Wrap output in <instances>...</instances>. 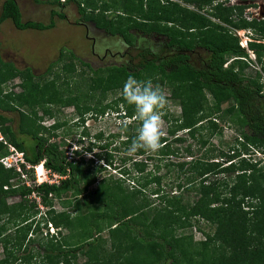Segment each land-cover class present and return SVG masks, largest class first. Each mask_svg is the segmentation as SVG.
Segmentation results:
<instances>
[{"label": "trees", "instance_id": "1", "mask_svg": "<svg viewBox=\"0 0 264 264\" xmlns=\"http://www.w3.org/2000/svg\"><path fill=\"white\" fill-rule=\"evenodd\" d=\"M2 1L0 23L11 20L18 30L34 29L39 31L50 30L55 25L53 21L48 24L23 22L22 14L16 2L14 0ZM97 1L103 3V5H97ZM75 2L83 19L92 21L97 28L110 35H118L127 45L136 42V35L131 33L136 31L140 34H154L164 38L165 45L175 51L172 55L154 58L148 50H140L135 58L136 63L131 62L129 59L119 67H112L108 72L109 75L105 77L96 76V79H92V86H102L105 89L103 92H106L108 89L116 88L118 85L121 86L119 82L121 80L122 82L126 81L129 75L134 76L136 79L147 78L152 81L159 79L169 86L172 85L174 87L172 90L173 96L181 103L183 119L175 127L176 130L169 131L170 134L184 129L191 132L197 124L198 119L196 116L201 111H204V117H211L212 108L208 106L207 101L203 98V91L210 92L218 101L231 99L234 101L232 109L235 110L238 116L241 128L240 138L243 140L241 145L244 152L249 147L251 150L264 153V84L262 83L261 73L256 72L251 77L243 74L247 68L246 58L248 52L227 28L210 22L198 12L182 8L174 3L169 4L168 0H109V2H105V0H75ZM65 3L67 2H57L58 5ZM188 3L200 10L214 4L211 7L214 11H217L214 17L221 23L235 29H251L254 31L257 29L259 35L264 36V20L243 19L242 12L244 8L242 6L224 7L223 2H220V0H188ZM94 10L103 13L109 10L116 12L108 20V18L102 17L103 14L100 15L101 17L94 16L92 14ZM233 13L237 14L236 20L233 19ZM57 17L64 18L62 14ZM247 47L254 54L257 61L261 63V72L264 74V64L261 62V58L264 56V44L249 41ZM196 49H203L208 54L205 63L195 65L190 62V53ZM227 55L239 57V59H235L234 62H230L225 67ZM72 66V64H69L65 68L71 71V68H74ZM86 66L92 74L96 75L98 73V70L91 69L88 64ZM1 69L4 71V68ZM1 69L0 73L3 72ZM11 69L6 70L5 75L0 76V87L11 78L20 75L22 78V92L6 94V98L16 101L17 106L2 107L3 101L0 99V112H9L11 109L19 112V106L25 104L32 106L33 109L41 105L43 112L51 115V110L47 107L57 103L62 106L74 105L82 116L81 118L87 114H90L93 118L103 116L108 113L107 110L116 109L120 105L124 107L127 115H135L134 106L126 105L123 96L114 102L116 107H110V103L103 107L98 104L95 107H90L86 99L81 98L78 100L77 97L69 103L68 99L58 98L60 89H56L53 80L40 86L39 83L34 81L29 69L25 70L26 73ZM31 89L36 94V96L33 95L34 98ZM1 92L2 89L0 88V94ZM82 93L81 91L80 94ZM33 111V116L19 112L20 124L23 123L21 132L26 130L24 135L30 136L33 141L31 150L26 148L24 143L18 139L19 136L11 125H7L11 122V119L0 114L2 135L7 142L12 143L24 153V158L28 163L35 165L39 161L45 160L44 167L58 173L64 179L58 185L41 184L27 187L19 183L20 174L14 169H6L0 164V220L3 216H7L9 220L21 219V224L25 223L20 228L23 231L21 239L17 238L16 235H5V228L2 225L0 226V243H2L4 249V257L0 259V264H15L17 261H20L21 264H78L79 255L88 257L84 262L85 264H105L100 263L96 258L97 244L92 242L93 237L83 228L81 231L79 230L80 235L78 234L75 243L67 242L66 238L63 242H60V239H57L60 237V233H58L57 238L49 236L45 246L39 242V249L34 253L30 249H26V246L22 248L28 233L35 232V228L32 229V220L28 218V215L22 214L21 210L25 208L35 209V203L28 200L27 196L31 195L32 192H37L42 196V204L48 208L46 216L42 217L45 224L49 222L56 228L69 227L73 229L76 226L79 227L78 221H73V218L67 212H54L51 199L54 196L59 197L62 192L70 190L73 197L82 195L86 191V188L80 186L79 177L81 178L82 175L76 165L77 163L63 161L64 155L58 150L57 145L53 144L45 148L47 142L46 138L43 137L45 128L40 124H37L39 126L35 125V122L40 123V118H36V113ZM65 122L56 119L51 128L54 132L51 133L66 127L67 122ZM211 124L212 128L218 129L214 122H211ZM75 126L77 125L75 124ZM128 128L130 126H124L122 128L123 133L120 132L111 136L121 137L125 135ZM65 132L69 134L71 129H68L67 126ZM125 140L126 142L123 144L126 143L127 146L132 144L133 135ZM206 143L207 141L203 142V144ZM166 145V140L161 138V148ZM166 148L170 150L168 147ZM167 151L164 153H167ZM185 151L190 155L192 154L189 148ZM177 152L176 150H170L164 156L168 159L170 156L177 155ZM212 153L213 151L208 149L207 155L210 158ZM231 153L229 155L225 154L227 160L224 162L213 161V158H211L204 166L196 167L199 171L197 175L202 177V180L199 186L201 187L199 188L200 197L195 202L183 204L181 195H172L169 198H166L164 194L159 196V199L165 200L163 201L165 202L164 206L161 210H156L152 216L155 225L157 227L162 226L165 232L160 235L161 242L151 241V244L157 246L159 250L157 251L156 260L150 264H166L168 260H170L169 264H180L174 256V249L176 246L179 248L184 247L187 245L185 240H191V238L179 239L174 237L171 228L174 225H178L179 228L183 227L191 217H199L214 228L213 232L206 233L205 240L200 242V245H203L206 251L210 250L213 253L211 255H214L216 253H214L216 243L218 244L217 248H220L223 252L231 250V254L220 253L219 255L209 256L211 262H209L210 259L208 260L207 252L199 254L202 256L204 264H208V262L209 264H233V260H235V264H264V171L257 168L258 162H251L243 157L236 159L240 156L237 149ZM8 154L7 148L0 142V158ZM221 155L223 154L221 153ZM234 159L236 161H233ZM140 170L142 169L138 166L137 171ZM127 172L128 170L121 172V174ZM27 174L32 178L30 170L27 171ZM222 174H227L230 178L228 180L224 179V181L217 178V175ZM127 176L129 177V174ZM158 179L155 178V181H158ZM118 191L123 192L120 188H118ZM140 191L142 190L138 189L133 194L130 193V196L119 197L115 192L107 193L102 187H97L87 194L84 205L87 207L94 204L102 205L106 210L96 214V216L92 215L94 220H106L110 223V226H115L113 229L123 228L128 230L129 233L136 234L135 231L139 230V238L142 242L143 237L141 234L147 238L151 237L148 229L145 231L144 227L146 228L147 225L143 222L144 218L148 219L149 217L144 211L151 204L148 203L145 196L143 198L137 197L138 194L142 193ZM49 195L52 198H49ZM10 196H17L20 201L8 205L6 200ZM130 198L136 199V204H126V201ZM143 200L144 202H142ZM69 203L66 202L63 205H70ZM79 207V204H75L77 211L80 210ZM138 215L141 216L142 221L138 224V229H134ZM89 222L90 225L94 224L92 219ZM111 232L114 231L111 230ZM29 241L33 240L29 239ZM211 245L213 247L210 248ZM10 248L15 250L12 251ZM140 250L137 248L135 252L139 253ZM21 251L22 255L16 254ZM130 259L134 263L127 260V264L142 263L133 255L130 256ZM108 264L120 263L110 262Z\"/></svg>", "mask_w": 264, "mask_h": 264}, {"label": "rangeland", "instance_id": "2", "mask_svg": "<svg viewBox=\"0 0 264 264\" xmlns=\"http://www.w3.org/2000/svg\"><path fill=\"white\" fill-rule=\"evenodd\" d=\"M21 8L22 21H34L48 24L50 21L55 22V25L50 30L37 31L31 30H17L12 24L11 20H6L0 23V76L5 75V71L17 70L25 72L29 69L34 81L39 83L40 86L45 82H50L53 80L55 82L56 89H60L58 98L68 99L69 103L77 97L78 100L81 98L86 99L90 104V107H95L98 104L100 107L107 106L110 103V107H116V100L120 99L122 94L123 85L125 83L122 80L119 82L121 86L113 89H108L106 92L104 88L98 86H92V79L97 77H105L109 75L110 69L112 67H119L123 65L126 61L130 59L131 62L136 63V56L140 50H148L152 53L154 58H162L175 53L173 48H168L165 45L164 38L156 36L154 34H140L136 31H132L133 35H136V42L131 45H127L118 35H110L102 29H98L94 23L85 22L78 12V6L74 1H68V5L64 7H57V2L62 3V0H16ZM152 1V0H151ZM164 1V0H163ZM2 0L0 1V13L2 7ZM109 2V0H105ZM169 4L174 3L182 8H188L191 11L198 12L202 14L205 18L210 20L214 24H219L224 26L232 32V34L238 39V42L242 47L246 48V43L249 41L262 42L264 41V36L259 35L257 29H235L231 26L221 23L215 16L217 11H214L211 6H206L202 10L196 9L192 4L188 3V0H168ZM223 2L224 7L231 6H242V18L245 20H261L264 19V0H220ZM97 5L102 6L103 3L97 1ZM165 3V2H164ZM168 5L167 3H165ZM102 8V7H101ZM104 9V8H103ZM105 10V9H104ZM58 11L65 15V18L60 19L57 16H53L52 12ZM54 12V13H55ZM114 10H109L106 13L102 11H93V15L97 17H104L105 19L111 18L115 15ZM233 19H237V14L233 13ZM101 22H103L101 20ZM81 23V24H80ZM89 31V37H86V32ZM95 38L96 43L93 40ZM102 43L103 49L100 54H93L92 45H97ZM246 45V46H245ZM66 51V52H65ZM72 51L77 56L74 58L68 52ZM62 52V57L59 54ZM248 57L246 58L247 68L244 70V75L251 77L255 75L256 72L261 73L262 83L264 84V74L261 72V63L257 61L254 54L248 52ZM190 62L199 65L205 63L208 58V54L203 49H196L194 52L190 53ZM235 59L239 57L226 56L227 63L225 67L234 62ZM84 62L82 63L81 62ZM261 62L264 64V56L261 58ZM72 64L74 68L68 71L65 66ZM88 64L91 69L98 70V73L92 74L90 69L86 66ZM14 73V72H11ZM26 73V72H25ZM11 78L8 82L1 85L2 92L0 94V99L3 101L2 107H13L17 106L16 101H11L10 98H6V94L14 93L18 94L22 92V78L20 75ZM3 78V77H2ZM140 81H147V78L137 79ZM152 81V80H151ZM153 86H159L167 97V104L161 112L162 120L164 121L163 136L162 138L166 140L167 145L156 152L146 151L144 149H137L135 152H130L128 146L123 144L126 142V138L133 135L135 138L138 129L140 128V122L134 121L130 128L126 130L125 135L111 136L109 134H116L120 129L117 123L112 119L110 114L109 119L104 117L103 119H98V121H88V128L85 132H82L81 128H76L75 124L71 120L76 121L78 118L82 117L77 108L72 105H60L53 104L48 106L51 115L45 114L41 105L32 108L29 105H20V111L23 114H28L30 116L33 112L36 113V118H40V121L44 123L43 126H48L56 119L61 122L66 121L68 129H71V133L67 134V125L64 128L59 129L56 133H51L53 135L50 142L58 145L59 151L71 152L70 157L72 161L77 162V166L81 171V178L79 177L80 186L86 188L84 194L77 197H73V193L70 191L62 192L59 197L54 196L51 199L52 210L56 213L67 212L73 218V221H78L79 227L70 229L69 227L60 228V237H54L60 239V242L66 238L67 242H73L77 240L79 230L82 228L87 231V233L92 236V242L97 244L96 258L100 263H120L127 264V260H130V256H135L140 264H150L156 260L157 251L159 248L151 244V241L161 242L160 235L165 232L162 226L157 227L153 221V216L156 210H161L164 206L163 201L159 199V196H164L169 198L174 195H181L182 203L187 202L193 203L199 199V187L202 177L198 176L199 172L197 168L202 167L209 162V159L213 158V161L224 162L227 160V155L232 154L231 152L237 149L240 156L239 158H245L254 162V160L259 161L261 157H264L262 151L260 153L251 154V148L247 147L244 152L239 141L240 137V126L238 121V116L235 110L232 109L234 101L231 99H225L218 101L215 97L208 91H203L204 99L207 101L208 106L212 108L211 117H204V111L196 116L197 124L194 126L191 132H186V130H178L173 133L171 130H176L175 127L183 119V112L181 103L178 99L173 96L172 90L173 86L165 84V82L156 79L152 81ZM94 84V83H93ZM177 84V83H175ZM59 86V87H57ZM30 88L32 86H29ZM83 92L80 94V92ZM32 96H36L33 89ZM31 96V97H32ZM33 96V98H34ZM125 100V99H124ZM126 105H129L125 101ZM122 106V105H121ZM123 107V106H122ZM124 108V107H123ZM113 109V108H112ZM109 109L106 112L114 111V109ZM19 112L15 109L6 112L2 111L0 114L10 118L11 122L7 125H11L13 130L18 134L20 141L24 143L25 147L31 150L33 146V141L30 136L24 135L21 132L20 116ZM38 121V120H37ZM114 122V123H113ZM211 122H214L218 129L212 128ZM39 124L35 122V125ZM39 126V125H37ZM81 131V132H80ZM99 131L104 132V134L97 135L95 141L97 145L92 146L89 143V139L94 133ZM22 133V134H21ZM175 135L177 138H175ZM178 139V140H177ZM177 140V141H176ZM99 141V143H98ZM203 144V142H206ZM9 143V142H8ZM13 145L12 143H10ZM14 146V145H13ZM176 150L177 155L167 157L170 150ZM189 148L192 154H188L185 150ZM78 149L84 150L89 155L80 156ZM212 150V157L207 155V151ZM18 150V149H17ZM168 150V151H167ZM20 151V150H18ZM167 153H164L166 152ZM221 153L223 155H221ZM227 154V155H225ZM64 156L66 154L64 153ZM94 157L95 160L91 158ZM92 160V162L87 160ZM234 159L233 161H236ZM98 161V164L96 163ZM238 162V161H237ZM96 163V164H95ZM104 164L110 163L112 170L104 168ZM257 168H261L264 171V162H259ZM169 165V166H168ZM178 165V167H177ZM116 169H114V167ZM138 166L142 169L137 171ZM157 166V167H156ZM197 167V168H196ZM101 168V169H99ZM126 174L121 175V172ZM44 171V170H43ZM46 171V170H45ZM44 171V172H45ZM129 174V177L127 176ZM155 178H159L155 181ZM217 178L224 181L228 180L230 177L227 174L217 175ZM36 179V177H32ZM20 180V179H19ZM14 182V181H13ZM22 185V181L19 182ZM87 185V186H86ZM97 187H102L105 192H115L117 196H130L134 191L141 189V194L137 197L143 198L150 203V207L145 209L144 212L148 214V219L144 218V224L147 225L145 229L150 232V238L141 234L143 241H140L139 230H136V234L130 232L126 229H113L115 226H110V223L106 220L97 219L94 220L92 215L102 213L106 210L102 205H91L87 207L84 205V199L90 191L95 190ZM117 188V189H116ZM118 188L122 189L123 192L120 193ZM158 192L157 194H155ZM131 194V195H132ZM158 196V197H157ZM161 198V197H160ZM27 199L29 200L28 196ZM144 199V200H145ZM144 200L142 202H144ZM20 201V198L9 197L6 202L8 205L16 204ZM66 202H70V205H63ZM75 204H79L80 210L75 209ZM126 204L134 205L136 204V199L130 198L126 201ZM22 214L28 215V218L32 220V229L35 228V232L27 235L26 240L23 243L22 248L30 249L31 252H36L39 247L38 243L46 245L47 238L49 236L45 235L43 215L40 214L39 209H21ZM155 210V211H154ZM36 212V213H34ZM139 218V219H138ZM134 224V229H138V224H140L141 216L138 215ZM90 219L94 221L93 225H90ZM29 220V221H30ZM25 223L21 224L20 220H9L8 217L3 216L0 220V226L5 228L4 234L16 235L17 238L21 239L23 236V231L20 230ZM86 225V226H85ZM36 226V227H35ZM81 228V229H80ZM174 237L191 238V240L186 239L187 245L179 248L178 246L174 249V256L179 260L180 264H204L201 253L207 252L209 256L219 255L220 253L231 254L230 251L223 252L220 248H217V243L214 245V255L210 250L206 251L200 242L205 240L206 233H212L213 227L208 223L204 222L199 217H191L188 222L183 227H178L174 225L172 228ZM38 230V231H37ZM114 231V232H111ZM116 230V231H115ZM126 233V235H125ZM97 234V235H96ZM97 237V238H96ZM33 240L29 241L28 240ZM176 244V243H175ZM141 249L139 253L135 252V249ZM213 247L212 245L210 248ZM14 251V248H10ZM19 256L22 255L21 252H17ZM4 257V249L2 243H0V259ZM88 257L79 255L78 264H85ZM210 259V260H209ZM230 259V257H229ZM211 262V258H208ZM231 260V259H230ZM133 262V261H132ZM208 262V261H205ZM208 262V264H209ZM134 263V262H133ZM170 260L166 261L169 264ZM231 263V261H230ZM233 260V264H235ZM15 264H21L17 261Z\"/></svg>", "mask_w": 264, "mask_h": 264}, {"label": "clouds", "instance_id": "3", "mask_svg": "<svg viewBox=\"0 0 264 264\" xmlns=\"http://www.w3.org/2000/svg\"><path fill=\"white\" fill-rule=\"evenodd\" d=\"M63 2H66V1L63 0L62 3ZM261 20H264V19H261ZM261 43H263V41ZM246 45H247V43H246ZM245 49L247 50V52H251L248 50L247 46ZM122 94H123V98L126 100V102L129 105L134 106L135 115H133V116L127 115L125 109L120 105L119 107L114 109V111L110 110V112L104 114L103 116H97V117L93 118V117H91L90 114H87V115H84L83 118L80 117L76 121L71 120V122L73 123V125L74 124L77 125L76 126L77 129L81 128L82 132H85L86 128H88V126H89V124L87 125L89 120L96 122V121H98V119H103L104 117L109 119L110 114H111L112 119H114V121L119 126L118 128L120 129V131L116 132V134H118L120 132L123 133L122 128L124 126L125 127L131 126L132 122L137 120L140 122L141 126L138 129V132L132 141V144L129 148V151L135 152L137 149H144L146 151H152V152L158 151L161 147V138L163 136V127H164V121L162 120L161 112L165 108V106L168 102L165 93L163 92V90L159 86L154 87L151 80L140 81V80H137L134 76L129 75L128 78L126 79L124 85H123ZM81 119H82V121H81ZM41 124L44 125L43 122H41ZM54 124H55V121H53L48 126H45V128L49 129ZM184 130H186V129H184ZM186 132H188V130H186ZM102 134H104V132H102V131H99L98 133H94L93 136L90 137L88 144H90L92 146L97 145V147H99L98 146L99 144H97V141H95V138L97 135H102ZM111 135H115V134H109L108 137H111ZM104 136H105V134H104ZM175 138H177L176 135H175ZM238 139H239V141L243 142V140L239 136H238ZM98 143H99V141H98ZM70 153L71 152H65L66 160L68 163L71 162L73 159L72 157H70ZM78 153L82 157L85 155H89V153H87L86 151L81 150V149H78ZM253 153L257 154L260 152L258 150H251V154H253ZM262 154L264 155V153H262ZM91 159L95 160L94 157H92ZM92 160L88 159L87 161H90L93 163ZM44 161L45 160H41L37 164L32 165V166L41 165L43 170L48 171V169H46L44 167ZM254 162H258V163L264 162V157H261L259 161L254 160ZM71 163L76 164L77 162L73 161ZM96 163L98 164V161ZM103 165H104V168H108L109 170H112V168H111L112 165L110 163H107V164L103 163ZM113 167H114V169H116L115 166H113ZM32 173H33V171H31V174ZM53 173H56V172H53ZM56 174H58V173H56ZM121 175H123V174H121ZM42 184H46V183H42ZM49 198H52V196H49ZM36 207L37 206L35 205V208ZM44 208H45L44 214H42V213H40V214L45 217L46 216L45 214H46V211L48 210V208L45 206H44ZM36 209H38V208H36ZM48 224H49V222H47L46 224L44 223V226H45L44 230L46 231L45 235L46 236L48 235L50 237H57L58 233L60 231V228H56L51 223L53 225V227L56 229V231H55V233L50 234Z\"/></svg>", "mask_w": 264, "mask_h": 264}, {"label": "built area", "instance_id": "4", "mask_svg": "<svg viewBox=\"0 0 264 264\" xmlns=\"http://www.w3.org/2000/svg\"><path fill=\"white\" fill-rule=\"evenodd\" d=\"M63 1V0H62ZM264 43V41H263ZM0 142L7 147L9 152L8 155L2 157L0 159V163L7 169H14L18 174H20L19 179L22 181V185L27 187L38 186L42 183H46L49 185H58V183L64 179L63 176L53 173L50 170L43 171L41 165L32 166L26 160L24 153L18 151L17 148L10 143H8L2 135L1 132V124H0ZM33 171L32 177H36V179H32L30 175L27 174V171ZM6 189V187H4ZM51 196V195H49ZM30 201H34L35 205L40 210V213L44 214L45 208L42 205V196L37 192H32L31 195L28 196ZM49 232L55 233L56 229L53 227L51 223L48 224ZM46 234V231H45Z\"/></svg>", "mask_w": 264, "mask_h": 264}, {"label": "flooded vegetation", "instance_id": "5", "mask_svg": "<svg viewBox=\"0 0 264 264\" xmlns=\"http://www.w3.org/2000/svg\"><path fill=\"white\" fill-rule=\"evenodd\" d=\"M15 2H16V4H17V6H18V8L20 9V12H21V8H20V6L18 5V2L16 1V0H14ZM65 5H68V2L67 3H65V4H61V5H56L57 7H64ZM55 12V11H54ZM54 12H52V13H54ZM51 13V14H52ZM21 14H22V12H21ZM59 14H61V13H59L58 11H56L55 13H54V15L53 16H58ZM63 15V17L65 18V15L64 14H62ZM81 15V14H80ZM108 20H110L109 18H108ZM26 22H33V23H35V24H38V23H41V22H34V21H31V20H28V21H26ZM85 22H92V21H86L85 20ZM50 23V22H49ZM13 24V23H12ZM42 24H44V23H42ZM81 24V23H80ZM99 29V28H98ZM18 30V29H17ZM28 30H31V29H28ZM37 31H39V30H37ZM41 31H45V30H41ZM89 31H87L86 32V37L87 38H90L89 36ZM91 39L93 40V42H94V44L96 43V39L95 38H92L91 37ZM102 49H103V45H102V43H98L97 45H92V52L91 53H93V54H100L101 53V51H102ZM66 52V51H65ZM62 52H60L59 54L62 56V54H61ZM69 54H71V56L72 57H74V58H77V56L74 54V52H72V51H69L68 52ZM60 56V57H61ZM81 62H82V60H81ZM82 63H84V62H82ZM85 64V63H84ZM68 126V125H67ZM52 128V127H51ZM51 128H45V132L43 133V137L44 138H46V140H47V142H46V144H45V148L46 147H48V146H50V145H57V144H55V142H53V143H51L50 141V139L52 138V136L53 135H50V133L51 132H54V131H52L51 130ZM62 128H64V127H62ZM57 132V131H56ZM55 132V133H56ZM49 137H51L50 139H49ZM36 147V146H35ZM57 147H58V145H57ZM58 150H59V147H58ZM44 151H45V149H44ZM29 153V152H28ZM30 153H32V152H30ZM64 153H65V151H62V154L64 155ZM63 161H65L66 163H68L67 162V160H66V156H64L63 157Z\"/></svg>", "mask_w": 264, "mask_h": 264}]
</instances>
